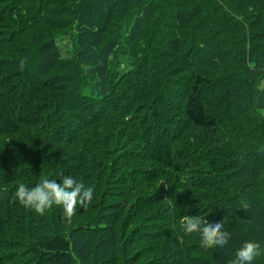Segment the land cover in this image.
I'll use <instances>...</instances> for the list:
<instances>
[{"label": "trees", "instance_id": "obj_1", "mask_svg": "<svg viewBox=\"0 0 264 264\" xmlns=\"http://www.w3.org/2000/svg\"><path fill=\"white\" fill-rule=\"evenodd\" d=\"M263 82L264 0H0V248L20 245L0 264H231L245 240L264 264ZM71 171L106 190L78 219L15 200ZM186 216L221 220L228 241L201 246ZM151 233L158 248L139 246Z\"/></svg>", "mask_w": 264, "mask_h": 264}, {"label": "clouds", "instance_id": "obj_2", "mask_svg": "<svg viewBox=\"0 0 264 264\" xmlns=\"http://www.w3.org/2000/svg\"><path fill=\"white\" fill-rule=\"evenodd\" d=\"M59 181L41 178L34 186L28 187L24 183L16 186L14 196L23 206L31 208L37 214H43L53 205L61 206L67 217H71L77 206H86L93 197V188L85 187L70 175L59 174ZM183 232L190 234L197 232L203 247H223L228 241V233L223 229L221 220L205 219L198 216H186L183 220ZM259 255V245L253 240H245L235 251L231 264H253Z\"/></svg>", "mask_w": 264, "mask_h": 264}, {"label": "rangeland", "instance_id": "obj_3", "mask_svg": "<svg viewBox=\"0 0 264 264\" xmlns=\"http://www.w3.org/2000/svg\"><path fill=\"white\" fill-rule=\"evenodd\" d=\"M65 34H63L58 40H57V42H56V44H57V47L59 48V50H60V53H61V56L62 57H64V58H73L74 57V55H75V52H76V49H75V46L73 45V41H72V38H70L69 36H64ZM263 84H264V82H263ZM87 90H89L90 89V87H87L86 88ZM37 132H39V129L38 128H36V127H33V126H31V127H28V128H25V129H22L21 131H19L15 136H14V138H17L18 137V141H17V143L21 140V139H25V140H27V141H31V142H33V140H34V138H33V136H34V134H36ZM43 135V134H42ZM213 136V135H212ZM211 138H213V137H209V139H211ZM28 139H30V140H28ZM43 139V140H42ZM41 139V142H46V140L44 139V138H42ZM48 142H49V140H48ZM34 143V142H33ZM42 144V143H41ZM41 147V146H40ZM56 147H60V148H62V145H60V143H56ZM27 149H28V152L30 151L31 153H30V155H33V149L31 148V147H27ZM45 149H43L42 147H41V151L43 152ZM75 150V149H74ZM14 157V156H13ZM52 158H53V155H52ZM55 158V157H54ZM57 159L58 158H56V163H54V164H56V173H57V168H59V163H58V161H57ZM135 162V163H134ZM134 162H132L131 163V165H130V168L132 169V168H136L137 166H138V164H139V161H134ZM18 167L19 168H21V166H23L24 165V162L23 161H19L18 162ZM70 166V165H69ZM78 166V165H77ZM76 166V167H77ZM215 167H219V165H217V166H215ZM44 169H45V171H48L49 173L51 172V170L49 169V167H48V164L47 165H44ZM76 169H78L79 170V168H76ZM93 171V170H92ZM72 172V171H71ZM78 173H81V171H77V173L75 172V173H71V176L72 177H74L75 179H77L79 182H80V180L78 179V178H80L79 176H78ZM167 178L168 177H166V179L164 180L165 181V183H167L168 184V181H167ZM162 179H164V178H162ZM90 182V181H89ZM106 182V181H105ZM82 183L83 184H86V183H84L83 181H82ZM157 183H158V181H157ZM36 184V183H35ZM35 184H33L32 186H34ZM166 184V185H167ZM25 185H27V183H25ZM30 185V184H29ZM104 187L107 189V190H109V189H111V190H113V191H115L117 188L115 187V186H113V185H107V184H105L104 185ZM92 188H94L95 190H97V189H100L101 190V187H92ZM153 189H159V187H158V184H156V185H153ZM102 190H104V191H106L104 188L102 189ZM100 191V193L102 194L103 193V191ZM110 195V194H109ZM94 198V197H93ZM96 199H100L101 200V198L100 197H96ZM15 200H16V198H15ZM106 200H108V199H106ZM17 201V200H16ZM18 202V201H17ZM95 201H91V203H94ZM3 203H4V200L2 199V194H1V192H0V220H1V208H2V206H3ZM55 205H53V206H51L49 209H47L43 214H40V215H45L46 213H48V212H51V210L53 209V207H54ZM88 205H86L85 206V208L87 207ZM102 206H103V202H97V207L95 208V209H93V211L92 210H90V208H87V215L89 216V217H91L92 215L91 214H94L95 216H98V214H99V211H102L103 209H102ZM191 206H192V204H191ZM203 205H198L197 207H192V208H201ZM60 207V208H59ZM27 210H26V213L28 214V216L29 215H32V216H37V213L34 211V210H32L31 208H27V207H25ZM75 212V211H74ZM56 214H59L60 215V217H61V221H60V223L62 224L65 220L66 221H68V220H70L71 218H75V219H78L77 218V215H76V213L74 214L73 213V215L69 218V217H67L66 215H65V213H64V210H63V208L61 207V206H58V205H56ZM183 221V220H182ZM3 224L0 222V229H1V226H2ZM30 225H33L34 226V228L35 229H38L39 231H41L42 230V228L43 227H46L44 224H41V223H36L35 225H34V223L32 222V223H30ZM30 225H29V227H30ZM180 227H181V225H180ZM6 228V227H5ZM4 228V233L3 234H5L6 233V230H10V229H5ZM35 229H34V233L33 234H36L35 233ZM178 229V228H177ZM21 230H24V229H21ZM174 234H175V236L176 237H178L177 236V234H179V232H178V230H175L174 229ZM180 234H181V232H180ZM0 236H2V235H0ZM12 235H10V238H8V239H6V241H5V243H4V247L2 246V248H0V253L2 254V253H5V252H7V250H9L10 248H12L13 246H16V247H20V245H18L17 243H14L15 245H11V240H12ZM148 239H149V241L150 242H148V243H143V244H139V246H153V247H155V248H158V247H156V245H155V243H153V242H160V243H162V241L161 240H156V239H153V237H152V233L151 234H149L148 235ZM152 239V240H151ZM0 242H3V239H1L0 238ZM138 246V247H139ZM164 246H165V244H164ZM164 246H162V247H159V249L160 250H162L163 249V247Z\"/></svg>", "mask_w": 264, "mask_h": 264}]
</instances>
